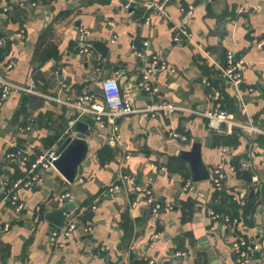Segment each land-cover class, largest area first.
Returning <instances> with one entry per match:
<instances>
[{"label":"crops","instance_id":"1","mask_svg":"<svg viewBox=\"0 0 264 264\" xmlns=\"http://www.w3.org/2000/svg\"><path fill=\"white\" fill-rule=\"evenodd\" d=\"M149 1L0 0V78L13 85L0 106V264H236L233 242L241 239L254 250L251 264H264V0H169L168 19L145 7ZM181 29L191 40L175 41ZM84 44L93 55L81 52ZM228 51L243 61L239 88L218 78ZM153 57L169 69L154 74L157 92L141 91ZM108 78L136 109L167 101L203 112L214 108L207 79L237 125L218 134L206 118L147 111L117 118L114 132L88 112L78 178L47 171L11 192L36 157L79 135L68 133L80 118L68 103L90 95L86 106L107 110L99 90ZM251 125L257 130L241 127ZM196 139L212 176L224 166L221 189L212 178L194 183L178 155ZM106 146L113 150L103 156ZM147 191L159 210L147 204ZM67 194L76 209L54 227L47 217ZM220 211L228 218L214 220L211 212Z\"/></svg>","mask_w":264,"mask_h":264},{"label":"built area","instance_id":"2","mask_svg":"<svg viewBox=\"0 0 264 264\" xmlns=\"http://www.w3.org/2000/svg\"><path fill=\"white\" fill-rule=\"evenodd\" d=\"M169 0H151L144 4L145 7L154 8L156 11L163 16L165 19H168V14L166 12L167 3ZM133 3V0H127L126 7H129ZM192 12L188 11L187 16L191 15ZM25 30H22L18 37L24 38ZM184 38L191 40L192 36L186 29H181L175 35V41L181 42ZM147 45V44H146ZM258 46L264 49V39L259 41ZM93 48L90 45L84 44L82 47V53L85 55H93ZM138 56L142 57L141 53ZM227 65H216L218 70V78L221 81H225L230 83L232 86L239 88V86L243 82V74L241 71V67L243 65V61H238L235 58V54L232 51H228L227 56ZM9 68L13 67V64L10 63L8 65ZM168 66L159 60L157 57H153L149 60L146 64L145 70L143 71L142 77L138 81V88L141 91L147 92H157V88L154 83V74L160 71L168 70ZM175 72L174 70H171ZM204 84L207 88L211 89L212 93V100L214 102V108L210 111H198L193 109H186L179 105H175L171 102L161 101L158 103L149 104L147 107L143 109H136L134 107L133 101L131 99H127L123 97L121 93V87L118 81L114 78H108L103 80L102 82V91L104 93V102L107 107L106 111L101 109H92L91 106H86V102H90L92 97L90 95L82 96L77 100L75 103H68L70 106L78 109L80 111V116L91 112L96 116L97 120H102L104 117L107 119L108 124L112 126V130L117 132L118 128L116 126L115 120L117 118L130 116L136 113H145L147 111L151 112L155 115L158 112H164L166 114H171L175 112L180 113H189L190 115L199 116L202 118H206L208 120V127L209 129L218 134H224L225 130L223 129V125L228 124V126L237 125L235 122L229 120V115L223 106V93L220 88L213 87L211 83L206 79ZM13 85L9 84L8 82L2 81L0 78V106L3 105V102L9 95L10 87ZM25 92L34 93V90L27 89V88H20ZM242 111L245 112V109L242 108ZM75 122H72L69 125V132L74 129ZM243 128L257 130L254 126H241ZM27 128V127H26ZM118 138V135H117ZM58 147H51L47 151H44L38 157L35 158L31 162L30 169L25 175L15 183L10 191L14 192L18 188H30L31 186L35 185L36 182L39 181L41 173L47 171H55V163L58 160L57 155ZM224 152V150L222 151ZM20 158L23 161H27V156L22 154L21 152L18 153ZM226 179L224 173V166L222 164L217 165L214 170L212 181L217 189H221L223 185V181ZM118 187H113L111 191L117 189ZM70 194L63 195L61 200L65 202V200H70ZM10 202L12 206L15 208L17 212H21L24 209V203L19 199L16 194H10ZM147 204L152 205L156 210L161 208V204L157 203L152 197L151 192L147 191ZM170 209V208H169ZM72 212V211H71ZM70 212V213H71ZM69 213V214H70ZM212 218L214 220H221V217L214 212H211ZM229 221V220H227ZM8 228V227H6ZM73 228V227H72ZM71 231H66L65 235H70ZM52 238L55 243H59V237L57 231H53ZM233 249L236 255V264H251V259L253 256V248L246 243L244 240H237L233 242Z\"/></svg>","mask_w":264,"mask_h":264},{"label":"water","instance_id":"3","mask_svg":"<svg viewBox=\"0 0 264 264\" xmlns=\"http://www.w3.org/2000/svg\"><path fill=\"white\" fill-rule=\"evenodd\" d=\"M99 91L101 97L104 99L102 89ZM93 118H96V116L93 115ZM88 121L89 118L86 114L81 115L74 125V129L79 135L76 137L68 136L57 150L59 158L55 163L56 170L69 183H73L78 178L79 165L83 162L86 155L85 138L89 130ZM178 155L189 162L194 183H201L212 178L210 170L207 168L202 158L200 139L195 140L191 151H180ZM248 178L249 181L252 180L250 176H248ZM75 209V203L65 200L64 206L55 213L56 217L52 218L50 215L47 218L54 227L60 228L66 219V215ZM52 233L53 230L51 231V235Z\"/></svg>","mask_w":264,"mask_h":264},{"label":"trees","instance_id":"4","mask_svg":"<svg viewBox=\"0 0 264 264\" xmlns=\"http://www.w3.org/2000/svg\"><path fill=\"white\" fill-rule=\"evenodd\" d=\"M112 150L113 149H111L110 147H108V146H106L105 147V149H104V151H103V156H107V155H110L111 153H112ZM102 161H103V157L101 156V158H100ZM237 204V203H236ZM238 207H239V205H238ZM220 217L222 218H228V217H225L226 216V214H223L221 211H220ZM237 218H239V219H237ZM233 219V222H234V220H237V221H239V220H241V218L239 217V215H237L235 218L233 217L232 218Z\"/></svg>","mask_w":264,"mask_h":264}]
</instances>
